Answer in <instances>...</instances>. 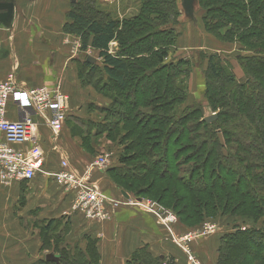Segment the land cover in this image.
Here are the masks:
<instances>
[{"label": "trees", "instance_id": "trees-1", "mask_svg": "<svg viewBox=\"0 0 264 264\" xmlns=\"http://www.w3.org/2000/svg\"><path fill=\"white\" fill-rule=\"evenodd\" d=\"M137 3L135 13L119 19L97 9V0H78L72 3L62 29L80 38L82 50L90 45L98 51L100 66L97 68L106 75V81L103 84L100 77V85L95 82L94 87L101 93L129 109L140 105L153 107L155 103L157 116L149 115L140 122L141 134L158 131L150 128L145 132L151 123L165 136L173 124L181 122L177 128L179 134L174 136L177 131L172 134L171 145L162 147L157 140L147 145L145 157L159 170L157 180H176L175 185L172 182L163 185L157 200L167 202L173 210L180 208L176 217L179 215L191 224L200 223L209 213L230 210L254 221L262 217L264 225V172L258 170L259 162L264 160V0H199L205 9L202 16L205 32L239 46L242 52L236 58L244 76L243 81L236 80L218 55H208L204 97L217 112L214 120L206 122L201 118L199 123L195 117L198 107L188 108H195L191 114L185 111L179 114L177 110L186 95L185 79L191 67L183 56L170 58L179 35L175 28L180 16L176 0H137ZM111 42L117 44L114 52L110 49ZM88 63L91 65L89 76H92L96 65ZM113 111L119 118L122 112L116 107ZM123 120L129 121L127 116L119 121ZM186 123L191 128L186 129ZM197 126L202 132L196 130ZM102 129L107 133L113 130L107 126ZM84 131L91 132V127ZM218 133L223 136L225 146L219 141ZM176 141L185 142L176 144ZM185 152L199 158L200 164L185 169L186 176L176 177L178 157ZM134 157L120 154L119 166L108 168V173L118 188L136 197L148 196L150 192L133 193L116 182L117 177H130L120 167L129 166ZM44 227L48 228L49 224ZM238 234L264 237V231L255 228L224 233L217 264H222L223 244ZM64 254L67 253L57 254L58 262L44 264H96L97 260L96 257L74 260L75 255ZM127 264L175 263L172 256L153 257L145 248H140Z\"/></svg>", "mask_w": 264, "mask_h": 264}, {"label": "crops", "instance_id": "crops-1", "mask_svg": "<svg viewBox=\"0 0 264 264\" xmlns=\"http://www.w3.org/2000/svg\"><path fill=\"white\" fill-rule=\"evenodd\" d=\"M76 1L0 2V81L13 71L20 87L56 88L67 96L66 118L57 136V148L55 141L49 138L47 128L36 117L33 118L37 123V141L44 152L40 171L31 180L7 185L0 182V264L51 263L53 261L46 260L45 256L51 253L58 257L61 252L69 257L75 255L74 260L96 257V264H127L140 248H145L153 257L172 256L175 264H187L172 237L194 230L197 224L178 219L168 230L142 204L145 199L131 194L128 198L123 196L108 173L116 164L114 158L109 169L94 168L90 172V178L98 181V187L106 198L117 204L113 218L90 219L82 210H76V191L56 178L60 170V153L79 173H83L100 154L99 147H111L115 142L108 137L96 142L97 132L91 130L86 134L77 124L81 117L91 119L93 123V117L86 114L88 108L105 107L111 99L94 87L95 82L100 85L101 81L103 84L106 81V75L97 68L100 66L98 51L90 45L82 50L80 38L62 29L72 3ZM7 4L11 7L8 21L4 14ZM96 6L119 19L130 16L128 12L133 8L120 4L119 0H98ZM202 32L197 35L191 29H182L174 45L175 56H187L189 51L196 50L197 41L201 39L203 43L205 40V32ZM116 47V42H111L112 52ZM88 56L95 59L96 70L92 76H89L91 65L86 61ZM15 113L14 106L9 104V117L14 118ZM68 115L78 117L70 120L76 124L67 125ZM108 152L116 155L110 150ZM103 210L108 212V206ZM30 219L35 222L29 223ZM47 224L49 227L45 228ZM224 233L193 242V253L201 264H217L216 250Z\"/></svg>", "mask_w": 264, "mask_h": 264}, {"label": "rangeland", "instance_id": "rangeland-1", "mask_svg": "<svg viewBox=\"0 0 264 264\" xmlns=\"http://www.w3.org/2000/svg\"><path fill=\"white\" fill-rule=\"evenodd\" d=\"M98 2V0H97ZM102 2V1H100ZM120 4H126L127 7L133 6L132 10L128 12L129 14H133L138 9V3L137 0H119ZM191 8V14L193 15L194 21L190 19L188 14V6L189 3ZM177 7L180 11V16L178 18V23L175 25L176 31L181 32L182 29L188 28L192 31H195L197 35H201L200 32H205L203 22H202V16L205 12V9L202 8V6L199 3V0H176ZM119 11L121 12L120 7L118 6ZM116 12V11H115ZM202 32V33H203ZM179 36V35H178ZM205 40L197 41V48L196 50H192L188 52L187 56H183V58L189 60L190 62V72L188 77L185 79L186 81V95L183 102H179V106L177 107V110L179 114H184V111L186 113L192 112L195 108L192 110L188 109L190 107H198V111L195 115V117H198V123L207 116H210L211 114L217 112L213 111L208 103L205 100V74L204 70H206L207 67V57L209 54H215L218 55L221 60V64H224L228 70H230L233 74L236 80L243 81L244 76L243 72L240 68V65L238 63V60L236 56L240 54L239 52H242L238 49V45L235 42H224L216 39L211 34H207L205 32L204 35ZM199 47V48H198ZM203 48V49H202ZM173 51H176L174 47L172 48ZM171 52L172 57L175 56V52ZM243 54V53H241ZM184 55V54H183ZM184 80V77L183 79ZM119 99H122L120 94L118 93ZM153 107H143L135 106L132 109L127 108V106H124L122 102H111L108 103V105H105V107H89L86 111V114H88V117L95 120L94 126L91 119L90 121L88 119H82V117L78 120L77 124L80 126V129L82 131L85 130L87 127H91V130L93 132H97L99 134L97 137V141L99 142V139L101 141H104L107 137L114 140V144L111 147L104 146V150L115 152L116 155H113V158L115 159V162L117 164V158L120 154H130L134 155V160L131 162L129 166L123 165L121 170L123 172H126L129 174L128 179H121L120 177H117L116 182L119 184L118 186L125 187L130 192H150V194L147 196H143L141 198L157 202L164 208L171 210L176 216L177 212L180 210V208H173L167 203V202H161L157 200L158 195H162V187L163 185H166L168 183H171L173 185L176 184V180H164V181H158L157 176L159 174V170L154 167V165L151 163L150 158L145 157V152L147 150V145H150L153 143V141L156 140L160 141V144L162 147L171 145L172 143V134L177 131L178 126L181 122L173 124L170 129L167 132V135L161 136L159 134V128L154 127L151 123L145 128L146 130H149L150 128H156L158 131L154 132V134H146L143 132L141 134V125L140 122L142 120H145L146 117H149V115L157 116L156 112H158L154 106L155 103H152ZM114 107H116L120 112L119 118L117 117L116 112H114ZM106 109V110H105ZM127 116L129 121H119L121 118ZM69 117V123H67L68 126L71 125L74 121L70 122V120H73V117L68 115ZM72 117V119H71ZM121 117V118H120ZM78 118V117H76ZM202 118V119H201ZM89 122H88V121ZM101 120V122H100ZM140 120V121H139ZM75 123V122H74ZM76 124V123H75ZM102 126H107L108 128H112L113 130L110 131V133H107L105 129H102ZM186 129L191 128V124L186 123L184 125ZM104 128V127H103ZM199 132H202V128L197 126V129ZM85 132V131H84ZM179 134V131L175 133ZM104 134H106L104 136ZM219 141L221 143H225L223 136L221 133H218ZM155 138V139H153ZM180 141H176V144H179ZM182 141L180 144H183ZM102 143V142H101ZM99 143V144H101ZM139 144V145H136ZM226 145V144H225ZM224 145V146H225ZM176 149V147H174ZM101 150L100 153H102L104 150L99 147ZM227 148L223 150V152L226 151ZM103 150V151H102ZM161 155V154H160ZM116 158H115V157ZM112 158V159H113ZM179 161V167H177V175L178 176H186L185 169L190 168V166L200 164V159L195 157L190 152L181 153L178 157ZM112 161V160H111ZM111 165H113L111 163ZM110 165V166H111ZM243 166L245 164H242ZM116 166H119L117 164ZM264 160H261L259 162L258 170L261 172H264ZM180 170V171H179ZM172 172V171H171ZM132 175L134 177H132ZM116 178V177H115ZM113 179V178H112ZM152 185V186H150ZM120 190H123L120 188ZM125 191V190H124ZM127 194L134 195L132 193H129L128 191H125ZM134 197H136L134 195ZM256 200V196L254 198ZM181 219V222L188 223L186 220H182L183 217H179ZM177 218V219H178ZM213 222L215 226V230L212 233H209L205 238H210V236H213L215 234L220 233H230L235 231L236 229H246V228H255L260 229L264 231V225H263V218L259 217L255 221L250 218H243L242 215H236L232 213L230 210L226 211L225 213L218 210L214 213H209V216H206L203 218V220L197 224V229L200 225H202L203 222ZM35 222L33 219H30L29 223ZM191 224V223H188ZM36 225L39 227V224ZM41 225V224H40ZM221 238V237H220ZM204 239V238H202ZM197 240L195 241H201ZM220 244V243H219ZM222 250L220 252V258L222 261V264H264V237L260 234L258 235H249V234H238L234 237L228 239L223 246ZM219 246L217 247V259L219 257ZM194 252V251H193ZM195 254V253H194ZM196 256V255H195Z\"/></svg>", "mask_w": 264, "mask_h": 264}, {"label": "built area", "instance_id": "built-area-1", "mask_svg": "<svg viewBox=\"0 0 264 264\" xmlns=\"http://www.w3.org/2000/svg\"><path fill=\"white\" fill-rule=\"evenodd\" d=\"M16 110L15 117L8 115V106ZM67 96L56 88H24L17 84L13 71L0 81V182L9 184L15 181L31 180L40 171L44 162V152L37 141L36 122L38 119L48 130L49 138L55 147L57 136L63 129L66 114ZM60 170L56 178L67 187L76 191L74 208L82 210L90 219L113 218L117 205L106 198L98 187V181L90 178V172L96 168L106 170L112 163L113 154L103 151L79 173L60 153ZM166 229H171L178 219L176 215L157 202H142ZM108 206V212L103 210ZM215 230L213 222H203L197 229L172 237L180 248L187 264H201L192 250L193 242L205 238ZM197 239V240H195Z\"/></svg>", "mask_w": 264, "mask_h": 264}, {"label": "water", "instance_id": "water-1", "mask_svg": "<svg viewBox=\"0 0 264 264\" xmlns=\"http://www.w3.org/2000/svg\"><path fill=\"white\" fill-rule=\"evenodd\" d=\"M5 1L6 0H0V2H5ZM4 5H5V3H4ZM191 8L192 7L190 6V3H189V6H188V14H189L190 19L194 21L193 15L191 14ZM10 12H11L10 4H7V7L5 6V12H4L5 17L7 18V21L10 19ZM86 60H87V62H90V63L95 62V59L92 58L91 56H88L86 58ZM215 118H216V113H213L210 116H207L206 118H204V120L206 122H210V121L214 120ZM121 193H122L123 196H125L126 198H128L129 195L124 190H121ZM45 259L46 260H52V261L58 262V257L56 255H54V254H51V253L50 254H47L45 256Z\"/></svg>", "mask_w": 264, "mask_h": 264}]
</instances>
